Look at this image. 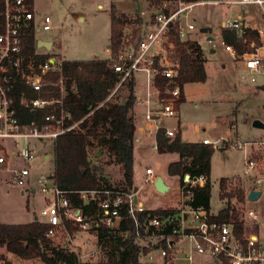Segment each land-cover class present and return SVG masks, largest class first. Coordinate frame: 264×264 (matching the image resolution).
Listing matches in <instances>:
<instances>
[{
	"label": "built area",
	"instance_id": "obj_1",
	"mask_svg": "<svg viewBox=\"0 0 264 264\" xmlns=\"http://www.w3.org/2000/svg\"><path fill=\"white\" fill-rule=\"evenodd\" d=\"M204 4L253 9L249 20L245 21L239 12L224 19L220 29L234 31L238 39L247 31L254 33L257 45L251 42L249 46L253 50L239 55L241 65L250 76L264 71V0H152L147 9L121 26L119 46L115 55L109 51L105 67L117 78L112 92L127 80L131 79L134 84V73L142 75V93L134 96L133 105L142 110L145 134L154 138V148L157 132L161 131L169 139L177 135L176 126L164 125L165 120L175 121L180 98L176 82L178 64L169 38L173 35L180 42L191 41L195 26L188 13L192 7ZM49 23L47 16L37 19L33 5L27 0H0V170L8 174L9 183L26 190L30 189V167L16 166L15 159L25 164L31 162L36 157L37 144L52 145L57 136L77 125L63 127L67 115L61 107L65 94L62 64L67 60L49 51L38 53L37 48L32 56L22 53L27 36L31 35L36 42L40 31L51 30ZM220 46L231 58L238 57L231 46L222 42ZM41 56L45 57L35 59ZM249 81L253 82V77ZM17 82L34 95L27 99L23 92L19 93V104L28 112L50 108L39 120L20 122L13 92ZM54 89L58 90V98L52 96ZM19 140L22 143L17 148ZM30 141H34L35 146ZM200 144L210 146L212 151L241 150L243 175L250 176L255 187L264 184V139L240 142L203 138ZM205 180L202 175H183L177 183L175 207L167 214H158L145 209L133 188L65 191L54 186L51 174H37L33 191L43 197L44 204L35 220L48 227L44 234L48 240L61 234L67 243L71 242L67 226L93 234L98 253L102 255L110 252L116 241L130 240L141 252L146 250L139 255L153 252L158 255L160 264L183 260L189 263L191 254L206 255L218 264H264V252L256 235L242 231L237 237L232 223L209 221L206 210L190 205L193 189L202 187ZM153 182L152 170L144 169L142 183ZM245 214L255 220L252 211ZM125 223L128 227L121 229L120 225ZM182 240L187 242L186 252L178 246ZM113 253L117 256V251ZM148 259L151 256L148 255Z\"/></svg>",
	"mask_w": 264,
	"mask_h": 264
},
{
	"label": "rangeland",
	"instance_id": "obj_2",
	"mask_svg": "<svg viewBox=\"0 0 264 264\" xmlns=\"http://www.w3.org/2000/svg\"><path fill=\"white\" fill-rule=\"evenodd\" d=\"M230 1V0H225ZM152 0H33V8L39 20L43 16L50 19L51 30L40 31L38 37L50 40L52 46L50 51L62 56L67 61L85 60L93 56H105V48L108 45L109 37V11L112 7L114 12L133 13L139 9H147ZM148 5V6H147ZM225 4H204L192 7L188 13L189 19L193 20L195 32L191 39H194L202 47L205 56L204 71L205 80L203 83H192L183 88L184 101L180 106L179 135L182 140L194 142L202 137L216 139L219 136L226 138L236 137L235 140L244 142L247 138L245 131L250 129L254 120L264 123V90H259V86H264V71L262 74L250 76L242 69L241 58L234 56L232 59L218 44L219 38L207 42L204 35L199 32L202 28L211 29L210 36H218L220 33V23L226 19L228 14L234 17L239 12L243 17H251L254 12L250 7H233ZM132 14V13H131ZM123 14L128 19L135 16ZM205 24V25H204ZM109 48V47H108ZM209 50L213 54L209 55ZM38 51V50H37ZM38 53L44 54L43 51ZM48 53V52H47ZM101 59V58H100ZM203 60V59H202ZM250 77L254 81L250 82ZM134 88L137 94L142 93V75L133 74ZM126 93L119 87L112 95L113 101H123ZM171 120L164 125L172 127ZM230 126H232L230 128ZM197 128V131H195ZM145 143L135 144L132 160V181L133 187L137 188L136 198L143 203L146 208H153L161 205L164 199L153 191L152 184L142 183V170L149 166L155 174V179L159 176L167 177L165 174V164L170 160V156H159L151 148L152 138H148ZM228 140V139H227ZM231 140V139H229ZM35 146L34 141H30ZM22 141L19 140L17 148ZM39 151L35 159L25 164V162L15 159L16 166L30 167V179L37 174H51V144L43 146L36 145ZM16 148V149H17ZM222 150V151H221ZM43 156L48 157V163L43 162ZM87 159L89 165L101 169V176L105 184L112 189H123L120 166L114 162L113 157L105 148L100 147L95 141H91L87 146ZM49 164V171H48ZM224 179L226 192L255 187L250 176L243 175V152L241 150H227L220 148L214 150L210 158L209 169V213L215 215L218 210L227 204L233 207L238 219L243 222L245 233L256 232V226L247 216L246 211L258 212L256 220L259 243L264 252V190L255 201H244L239 203L235 198L227 201L218 200V182ZM8 174L0 171V224H24L32 220L40 210V194L29 193L26 189L17 187L7 181ZM175 180L168 181L170 189L173 188ZM260 189L261 187H255ZM174 190V189H172ZM77 232V233H76ZM93 235V234H92ZM90 233L76 231L71 227V242L67 243L63 235L58 234L51 240V246L62 248L75 253L82 264H110L116 254L110 248L103 255L98 253L96 239L92 241ZM184 252L187 250V242H178ZM109 249V247H108ZM93 253H95L93 255ZM151 256L149 264H160L157 254L148 252ZM2 256L10 264L8 254L0 248ZM143 261V260H142ZM33 262V261H32ZM27 264H41L39 261ZM139 262V261H138ZM1 264V262H0ZM141 264V263H140ZM176 264H218L214 259L206 255L191 254V261L183 260Z\"/></svg>",
	"mask_w": 264,
	"mask_h": 264
},
{
	"label": "trees",
	"instance_id": "obj_3",
	"mask_svg": "<svg viewBox=\"0 0 264 264\" xmlns=\"http://www.w3.org/2000/svg\"><path fill=\"white\" fill-rule=\"evenodd\" d=\"M32 4V0H27ZM184 2H196L198 0H182ZM125 15H116L111 7L109 11V51L115 55L120 41V30L127 21ZM219 37L224 45L233 48L236 55L249 53L253 49L251 42L257 45V36L252 32H245L242 39H238L234 31L220 29ZM173 45L177 64L176 82L180 88L178 104L183 102L182 87L185 84L203 83L205 73L203 61L200 59L201 50L195 42H180L171 35L169 38ZM36 48L35 39L27 36L22 47V53L28 57L33 55ZM45 56L36 57L43 59ZM106 62L100 59L86 61H66L62 64V76L64 77V97L62 108L66 113L63 127H69L77 123L76 127L59 136L52 143V172L51 179L54 186L60 190H91L108 187L101 176V169L89 165L87 159V146L95 141L100 147L111 154L114 162L120 166L123 190L132 189V148H133V104L134 84L132 80L122 83L126 93L123 101H113L112 95L117 78L106 70ZM15 110L20 122L31 119L39 120L49 109L30 113L19 104V93L23 92L27 99L34 95L20 82L14 86ZM52 96L58 98L57 89ZM48 97V96H47ZM58 112V111H57ZM155 150L157 154L177 155L176 162L168 164L166 174L177 176L178 180L185 174L190 177L202 175L206 178L202 187L193 189L192 207H201L208 211L209 199V169L210 158L213 153L208 145L200 143H182L175 135L172 139L164 137L162 132L155 135ZM224 179L219 180L218 199L229 201L235 198L239 203L245 201L244 193L240 190L226 192ZM78 204V201H74ZM154 213L167 214L171 210H154ZM209 221L232 223L234 233L240 237L243 231V222L238 219L233 207L228 204L218 211ZM128 224H121L120 228H127ZM47 226L38 220H32L27 224H0V248L21 260H39L43 264H82L77 257L62 248L51 246V242L44 237ZM69 232L71 227L67 226ZM99 238V237H98ZM112 248V246H111ZM121 248L122 250H118ZM117 251V256L110 264H140L138 255L141 252L130 240L116 241L112 248ZM141 253L145 254L146 250ZM1 264H10L0 256Z\"/></svg>",
	"mask_w": 264,
	"mask_h": 264
},
{
	"label": "crops",
	"instance_id": "obj_4",
	"mask_svg": "<svg viewBox=\"0 0 264 264\" xmlns=\"http://www.w3.org/2000/svg\"><path fill=\"white\" fill-rule=\"evenodd\" d=\"M32 5H33V0H32ZM229 11H230V9H228ZM141 11H143V9H139L138 11L136 10L134 13H133V11H130V12H122V11H117V12H115V14L118 16V15H123V14H131V15H133V16H136V15H138ZM228 16L230 17L231 15L230 14H228ZM236 16V15H235ZM244 19H245V21H247V20H249L250 18L249 17H244ZM205 25V24H204ZM212 33V32H211ZM192 36V35H191ZM204 38H205V40H206V38H207V35H204L203 36ZM211 37H213V39H215V38H219V42H218V44L220 45V43H221V40H220V37H218V36H211ZM38 40H41V41H45V42H49L50 43V47H49V49L48 50H46V49H38V51H43V53H46L47 51H49V53H52L51 51H50V48H51V46H52V44H51V42H50V40H46V39H42V38H40V37H38ZM190 40H191V42H195V43H197L198 44V42H196L194 39H191L190 38ZM199 45V44H198ZM200 46V45H199ZM108 47H109V42H108V45L106 46V48H105V56H103V58L102 57H96V56H93L92 58H90V59H100V60H104V61H106L107 59H108V56H109V49H108ZM200 48V47H199ZM200 50H202L203 51V49H202V47H201V49ZM202 51H201V56H200V59H203L202 61H203V69H204V62L206 61L205 60V56H204V53H202ZM52 54H54V53H52ZM211 54H213V50H209V55H211ZM90 59H85V60H75V61H86V60H90ZM233 59V58H232ZM242 67V66H241ZM242 69H243V67H242ZM244 70V69H243ZM204 73H205V71H204ZM185 85H188V84H185ZM185 85H183V87H182V97H183V101H184V94H183V88H184V86ZM259 88V90H264V86L262 85V86H259L258 87ZM134 90V96H138L139 94H137V91H136V89L134 88L133 89ZM182 104L180 103V104H178V108H177V116H176V119H175V121L174 120H171V121H173L172 122V126H176L177 127V134H178V136H179V138H180V141L182 142V143H200V140L201 139H203V138H207V139H209V140H218V139H220V138H223V139H233V137L232 138H226V137H223V136H219L218 138H216V139H212V138H209V137H202L200 140H196V141H194V142H187V141H184V140H182L181 139V137H180V133H179V116H180V106H181ZM132 112H133V123H134V135H133V148H132V160H133V154H134V148H135V144H139L140 142H143V143H145L146 142V140L147 141H149L148 140V138H152V143H150V146H151V148L156 152V150H155V148H154V138L153 137H151V136H148V135H146L145 134V126H144V123H143V119H142V110H141V108L140 107H138L137 105H133V108H132ZM168 121L169 120H165L164 121V123L165 124H167L168 123ZM261 122V121H260ZM263 125H264V123L263 122H261ZM232 126H230V128H231ZM196 130L195 131H197V128H195ZM245 135L247 136V138H246V140L245 141H257V140H263L264 139V129H257V128H253V127H251V125H250V129H248V130H246L245 131ZM234 139H236V137L234 138ZM37 147V146H36ZM50 157L52 156V148H50ZM39 151V148H37V152ZM222 151V150H221ZM157 154V153H156ZM157 155H159V156H170V160L168 161V162H166V164H165V174H166V168H167V166H168V164H170V163H173V162H176L177 160H178V157H177V155L176 154H174V153H171V154H157ZM42 160H44L43 162H47L48 161V157L47 156H43L42 157ZM48 163V162H47ZM51 167H52V157H51ZM146 168H150L149 166H146V167H144L143 168V170H142V179H143V171H144V169H146ZM49 164H48V171H49ZM151 169V168H150ZM152 170V169H151ZM0 171H2V170H0ZM152 173H153V175H154V180H155V174H154V171L152 170ZM166 176L167 177H163V176H159V178L162 180V183L164 184V186L166 187V189H165V191L163 192V193H158V192H156L155 190H154V188H153V191L158 195V196H161V198L162 199H164V201H163V203L161 204V205H159V206H157V207H153V208H146L145 207V209H148V210H170V209H173L174 207H175V203H176V189H177V183H178V177L177 176H168L167 174H166ZM175 180L176 182H175V184H173V188L172 189H174V190H172V189H170V185L168 184V181H170V180ZM221 179H227V177H223V178H221ZM208 180H209V177H208ZM34 181H35V177H31V179H30V183H29V190H27L29 193H31V194H34V192L35 191H33L34 190ZM132 184H133V181H132ZM134 185V184H133ZM152 186H153V184H152ZM133 188H135L136 189V191H137V188L136 187H133ZM242 189H243V193H244V196H246L247 195V193H248V191H251V189L253 188V187H249V188H246V189H244L243 187H241ZM262 190H264V184L261 186V188L260 189H255V190H253V191H260V195H261V191ZM218 191H219V182H218ZM210 192V191H209ZM36 193V192H35ZM209 196H210V194H209ZM217 196H218V194H217ZM260 197V196H259ZM258 197V198H259ZM219 200V199H218ZM220 201V200H219ZM40 203H41V205H40V209L43 207V204H44V200H43V197L42 196H40ZM208 203H209V199H208ZM143 204V203H142ZM144 206V205H143ZM208 208H209V206H208ZM223 208H225V207H223ZM223 208H221V209H223ZM220 209V210H221ZM220 210H218V211H220ZM218 211L216 212V214L218 213ZM251 211V210H250ZM208 215H209V217H214L215 215H210V213H209V209H208ZM253 212V211H252ZM253 214L255 215V220L254 221H252L251 219V221L252 222H254V224H255V226H256V232H254L253 234L254 235H256L257 236V239H258V242H259V237H258V235L257 234H255V233H257V230H258V228H257V225H256V220H257V217H258V212H253ZM33 215V217H32V220H33V218L35 217V212L32 214ZM32 220H30V222L32 221ZM27 223H29V221L27 222ZM26 222L24 223V224H27ZM2 224V223H1ZM15 224H17V223H15ZM7 225H11V224H7ZM71 233V232H70ZM77 233V232H76ZM91 234V233H90ZM89 237H91V239H92V241H94V239H95V237L91 234V236H89ZM260 244V243H259ZM261 245V244H260ZM179 246V245H178ZM181 247V246H180ZM262 247V246H261ZM8 254V259L11 261V263L12 264H27L28 262H32V263H34L35 261H39V260H36V259H33V260H27V261H25V260H21V259H19V258H17L16 256H14V255H12V254H9V253H7ZM149 256H150V254H149ZM138 261H139V263H141V264H149V261H151V259H148V255L147 256H144V255H139L138 257ZM143 260V261H142ZM40 262V261H39ZM41 263V262H40ZM41 264H43V263H41Z\"/></svg>",
	"mask_w": 264,
	"mask_h": 264
},
{
	"label": "water",
	"instance_id": "obj_5",
	"mask_svg": "<svg viewBox=\"0 0 264 264\" xmlns=\"http://www.w3.org/2000/svg\"><path fill=\"white\" fill-rule=\"evenodd\" d=\"M203 1H216V0H203ZM199 32L203 35H207L206 41L207 42H211L213 41V37L210 36L211 34V29L209 28H202L201 30H199ZM50 47V43L49 42H45V41H41V40H37L36 41V48L37 49H46L48 50ZM251 127L253 128H257V129H264V125L257 120H254L251 123ZM153 188L156 192L158 193H163L166 189V187L164 186V184L162 183V180L157 177L154 182H153ZM133 191L135 192L136 189L133 188ZM260 196V191H248L247 195L245 196V200L246 201H255L258 199V197ZM36 217L33 218V220H35Z\"/></svg>",
	"mask_w": 264,
	"mask_h": 264
}]
</instances>
